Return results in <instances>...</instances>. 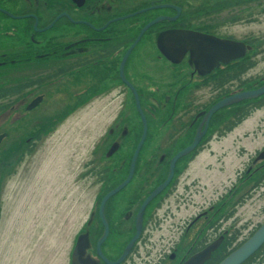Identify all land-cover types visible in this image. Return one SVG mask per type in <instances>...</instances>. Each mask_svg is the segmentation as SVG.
I'll return each mask as SVG.
<instances>
[{
  "label": "flooded vegetation",
  "instance_id": "obj_1",
  "mask_svg": "<svg viewBox=\"0 0 264 264\" xmlns=\"http://www.w3.org/2000/svg\"><path fill=\"white\" fill-rule=\"evenodd\" d=\"M1 1L5 2L7 0ZM8 1H14L13 3L16 4V0ZM17 1H21L25 9L16 8V10H13L14 8H11L12 10H9L2 3H0V9L8 10L19 17H30V21L33 23L31 26L33 31H35L36 24L33 17L38 19L39 30L49 26L54 19L62 14H67L77 22L88 23L95 26L96 29H99L111 20L132 15L151 6L166 7L133 18L132 20L135 21L132 23L130 20H127L110 25L109 28L114 27L115 31H119L116 32L115 40L120 36L122 37L120 32H123L115 28L119 27L117 26L118 24L122 27L127 22H130V24L140 22L137 30L139 32L143 25L148 24L158 17L175 19L178 16L176 20L165 21L152 29L155 32L152 35H156V40L151 41V46L158 47L157 42L158 45L160 44L159 49L162 55L159 53L160 58H158V61L163 60L166 65L171 67L172 74L170 76L165 75L161 80H154L152 77H142L141 81L144 80L147 82L144 86L138 84L139 81L134 79L138 92L142 96V107L145 105L148 106L146 109L143 108L147 117L148 134L144 148L137 161L132 182L122 192L113 197L106 207L105 215L109 225V235L105 242L102 243L100 249L104 257L110 262L115 263L120 260L127 246L137 234V219L141 206L154 191L167 181L173 159L179 153L192 146L198 135L200 138L196 149L177 161L171 182L146 208L142 219L140 236L127 257L120 264H185L198 252L202 251L204 247H207L214 240L220 239L222 234H215V238H213L212 231L218 229L220 225L229 220L228 214L222 215L220 218H215L218 221L214 229H205V231L210 233V236L201 238L204 229L203 227L199 229V234L197 230L199 221L203 219L210 227L212 226L214 218L210 217L209 214L210 211L214 210V205L209 207V211H203L200 214L195 213L193 217L185 219L181 225L179 224V227H176L174 238L167 239L160 237V244L158 243L159 248H157L156 243L154 244L151 241L149 232L154 228L159 230L161 221H166V219L175 220L177 213L182 210L188 211L191 207H195L196 190L194 188L196 187V182H189L191 177L188 169L196 161L201 151L214 142L222 144L233 138L235 132L253 114L264 109L263 96L256 100L244 101L230 107H225L217 111L211 119L205 121L208 113L224 100L245 92L254 91L264 85V73L258 75L252 74L264 62V38L246 35L235 39L232 36L219 35L218 33L224 29H229V25L235 27L242 24L253 25L258 23L256 17L261 14V11L264 12V0H152L150 3L141 2L144 0H124L133 1L135 4L131 9L125 8L119 9V11L117 7L122 3L117 4L116 0H84L85 2L82 7L75 4L73 0ZM100 1L103 3H99ZM106 1H108L107 6L103 7ZM92 2L99 4H97V7H94L91 5L93 4ZM174 8H180L181 13L178 15ZM52 10L57 14L49 24L42 26V17H48L49 11ZM149 14H155L153 15L155 18L153 20H149L148 18L140 20L143 16ZM229 16H232V18L226 20ZM66 23H69L68 19L64 18L54 28L58 27L59 24L64 25ZM80 25L88 30L87 34L92 37V41L70 44L56 41L54 42L56 50L54 52L49 50V52L44 54L48 56L53 53L60 54L64 52L67 55L73 52L69 50L75 46L74 49L79 50L77 59L72 63L67 62L58 67L51 74L43 76L42 80L38 79L29 84L30 86L35 85L38 89H51V86L54 85L53 83L58 80L61 81L70 76H75V79H78L77 84L73 86L75 88L74 90L77 91L75 95L72 94L75 96L73 97V101L70 104L62 105L57 111V114L66 110L68 106H74V109L76 106H88L93 101V98H98L100 96V82L102 80L111 81L120 75L119 67L117 71L114 68V63H117L115 58L121 50L126 47L128 50L133 44L132 42L126 47H119L123 43H117L113 37L108 38L106 35L102 37L92 36L91 33L99 35L103 32L97 33L86 24ZM197 34L205 35L209 39H216L218 42L221 41L222 44L234 43L237 47L243 45L246 52L245 56L242 59L231 62H225L224 58L217 60L216 56L223 53L228 47L214 46V42H208V45L203 44L197 39ZM144 44L143 39L133 51L126 65L127 67L131 63L135 68V72L141 76L146 75V72L141 74L139 72L140 66L138 67L132 61H136V57H138V53ZM34 46L38 47L36 43ZM226 50L228 52V49ZM38 52L43 51L40 50ZM189 52L191 57H184ZM135 53L136 55H134ZM59 58L64 59V62L68 59L67 56L57 57L56 55L54 58L48 56L44 61L36 58L32 62L34 64H43L46 62V66H48L53 65V61H60ZM133 58L135 59L132 60ZM1 62L6 63L4 61ZM118 64H120V61H118ZM135 72L130 74V78L133 79L132 75ZM154 84H158L159 87H153V91L145 87L146 85L150 86ZM124 87L131 94L134 102L133 109L137 113L133 93L125 85ZM68 91L69 87L66 85L55 94L58 93L61 96L63 93L68 94ZM146 91H151V94L147 98V101H143L142 98L145 96L144 93ZM146 95L148 97L149 94ZM19 97L18 95L2 98L0 100V111L5 106L11 111H16L21 105V100H18L20 99ZM10 98H12V102L6 103L10 101ZM151 99L156 101V104H152L153 106L147 104ZM16 101L17 106L15 107L14 102ZM47 101L56 106V109L60 106L56 104L59 103L56 101V97L51 99L47 93L35 96L29 106L33 107L32 112L37 111L43 108V104ZM72 103H75V105ZM123 112L119 113V116L116 118V120L119 118L120 121H117L116 124L111 123L109 130L101 137L103 138L102 144L108 146L107 151L113 145L118 147L119 145L128 143L138 144L142 138L144 127L139 115L136 116L137 120L132 118L133 121H126L127 118ZM55 115H52V117ZM45 122L47 128L48 126L50 128L53 126L55 119L51 118ZM14 129L19 134V128L14 127ZM41 130L42 127L36 128L35 135L31 136L27 141L28 147L25 148V151H28V154L26 153L27 156H32L36 152L38 141L41 137L39 133ZM238 140H241V138L238 139L237 137L235 139V141ZM153 145L156 146L151 153H144L146 148ZM95 153L93 152L91 157ZM260 157L261 159H259ZM21 158L22 154L19 141L9 136L5 138L0 144V191L7 183V180L13 176L20 164ZM132 158L133 156L125 163L123 170H121L122 174L117 177L114 183L121 181L120 184H122L127 179ZM86 169L87 174L84 173ZM97 170L96 162L92 159L82 166L81 175L82 177L85 175H88V177L94 175L99 177L101 174ZM257 171H260V177H263V180L258 185L257 182L256 184L254 182L250 195L246 196L244 201L250 198L252 193L264 186V148L249 161V164H247L244 170L240 169L238 171L235 184L237 185L244 180L247 174L251 176ZM182 182L184 186L181 192ZM120 184L109 186L107 189L112 191ZM235 189L237 190V188ZM125 192L127 194L124 200L121 202L115 201ZM165 205L167 210L160 217L159 212L163 211ZM174 209L175 212L173 211ZM94 214V217L90 216L84 222L81 231L78 233L76 243L70 255L71 263L72 253L75 248L77 250L76 256L79 264H106L99 256L97 248L99 241L104 235L105 228L98 213ZM1 217L2 206L0 201V223ZM174 220L173 224H176ZM200 238L202 240L198 244L197 241ZM154 251H156L155 255H153Z\"/></svg>",
  "mask_w": 264,
  "mask_h": 264
},
{
  "label": "rangeland",
  "instance_id": "obj_2",
  "mask_svg": "<svg viewBox=\"0 0 264 264\" xmlns=\"http://www.w3.org/2000/svg\"><path fill=\"white\" fill-rule=\"evenodd\" d=\"M120 1L116 0L117 4L122 3L117 7L118 11L125 8L131 9L135 4L133 1ZM151 1L144 0L141 2L150 3ZM13 2L7 0L0 3L4 4L9 10H12L11 8H14L13 10H16V8L25 9L21 1L16 0V4ZM92 3V6L97 7V4L103 2ZM107 4L108 1L104 3L103 7ZM56 14L52 10L49 11L48 17L44 18L43 16L42 26L49 24ZM153 15L143 16L140 20L147 18L153 20L155 18ZM74 17L76 18V16ZM231 18L232 16H229L226 20ZM256 20L258 23L253 25L242 24L235 27L229 25V29H224L218 33L219 35L232 36L235 39L246 35L264 38L263 11L260 15H257ZM0 21L2 26L6 28L11 27V25L24 28L27 27V24L31 26L33 24L28 20H9L2 17V15H0ZM139 25L140 22L127 23L125 26L116 27L118 30L125 31L126 34L115 41L117 43L122 42L132 34H138L140 32L137 31ZM87 31L82 25L66 23L64 25L59 24L58 27L47 33H49L48 37L55 38L57 42L70 44L91 40L92 37L88 36ZM154 33L151 31L144 38L143 48L140 49L136 61H132L138 67L140 66L139 72L141 74L146 72V75L141 76L136 73L131 63L126 67V77L134 86H136L134 79L139 81L138 84L144 86L147 82L141 81L142 77L161 80L165 75L170 76L172 74L171 67L166 65L163 60L158 61V58H160L159 53L162 55L159 49L160 44L158 45L157 42L158 47L151 46V41L156 40V35H152ZM23 48L22 43L0 45V57L21 51ZM74 48L75 46L69 50L73 52L66 55L68 59H65L67 61L64 62V59L59 58L60 61H53V65L46 66V62L43 64L25 62L17 66H12L9 62L0 63V84L10 87L20 84L29 86L24 89V95L19 97L18 100H21V105L16 111H11L6 106L0 111V134L8 133L11 138L17 139L22 154L19 166L0 191L2 206L0 264H71V251L82 225L90 216L94 217L98 201L101 200L106 189L114 184L125 163L133 155L136 144L128 143L119 145V150L109 156L108 146L102 144L103 138H101L109 130L111 123L116 124L117 121H120L119 118L116 120L119 113L125 112L123 114L127 118L126 121H131L132 118L137 120L136 112L133 109V98L123 85L109 82L108 91L100 94L98 98H93L88 106L76 107L75 109L74 106H68L66 110L58 114L57 111L61 106L70 104L73 97H75L72 94L77 93L73 88L78 80L75 79V76L54 82L52 88L49 87L51 89H38L35 85H28L32 81L42 80L43 76L51 74L65 63H72L76 60V57L79 56V50ZM126 51L127 47L120 51L115 60L117 62L122 61ZM62 54L60 53L58 56L63 57ZM184 57H191L190 52L186 53ZM114 65L116 67L117 63L115 62ZM133 72L135 74L132 75V79L130 74ZM262 73H264V62L252 74ZM66 85L69 87V95L66 93L61 96L58 93L55 94ZM157 86L159 87L158 84L150 85V88H157ZM46 93L51 99L56 97V101L59 102L56 104L60 106L56 109V106L47 101L43 104V108L28 112L27 107L33 98ZM11 99L6 103H11ZM17 101L14 102L15 107ZM153 103L156 104V101L151 99L147 104L153 106ZM72 104L75 105V103ZM143 108L146 109L148 106L145 105ZM52 115L55 116L52 117ZM51 118L55 119V122L52 127L49 128L48 126L47 128L45 121ZM14 127L19 128V134L14 131L16 130ZM38 127H42V130L39 132L41 137L36 152L32 156L26 154V156H23L25 142L35 135L34 132ZM45 128L47 129L45 130ZM237 137L241 140L235 141ZM155 146H149L144 153H151ZM263 148L264 109L253 114L235 132L233 138L222 144L214 142L201 151L196 161L188 169L191 177L189 182H196L194 188L196 190L195 207L177 213L175 220L166 219V221H161L159 230L155 228L152 231L150 230L151 241L157 244V248H159L160 237L174 238L175 229L179 227V224L181 225L185 219L193 217L195 213L206 212L211 205H214V210L210 211L209 216L214 218L213 222L216 221L215 218L232 209L235 210L233 218L212 231L213 238H215V234L239 231L241 233L240 240H243L255 228L263 224L264 186L252 193L245 202L241 201V205L238 203V198L244 193L247 194V190L252 188L253 182L258 181L260 171L251 176L247 174V179L245 178L237 185L235 184L238 171L240 169L244 170L249 161ZM93 152L96 153L91 157ZM92 159L96 162L97 172L109 171L105 183L101 180L102 175L99 177L95 175L82 177V166ZM84 173H88L87 169L84 170ZM183 186L184 183L182 182L181 192ZM126 194V192L122 193L115 201L121 202L125 199ZM166 210L165 205L163 211L159 212V216L161 217ZM173 211L175 212V209ZM173 220L176 224H173ZM202 227L204 230L201 238L210 236V233L205 231L206 228L208 230L215 228V226L210 227L204 219L198 223V234L199 229ZM201 238L198 239V244L201 242ZM75 253L77 254V252ZM155 254L156 251L153 252V255Z\"/></svg>",
  "mask_w": 264,
  "mask_h": 264
},
{
  "label": "water",
  "instance_id": "obj_3",
  "mask_svg": "<svg viewBox=\"0 0 264 264\" xmlns=\"http://www.w3.org/2000/svg\"><path fill=\"white\" fill-rule=\"evenodd\" d=\"M73 2L75 4H77L79 7H82L85 1L84 0H73ZM163 8H166V7H164V6H157L156 7L155 6V7L149 8L147 10H144L142 12H139L137 14H133V15H131L129 17L113 20V21L109 22L106 26H104L102 29H99V30L95 29V27H93L92 25H90L88 23L76 22L70 16H68L67 14L60 15L59 17H57L55 19V21L50 26H48L47 28H45L43 30H38V19L36 17H33V19L36 21L35 32H38V33H45L47 31H50L51 29H53L54 25L59 20H61L63 18H67L73 24H86L87 26L91 27L93 30H96V31L100 32V31H104L105 29H107L108 26L110 24L114 23V22L123 21V20L129 19L131 17H135L136 15H140V14L146 13L148 11H152V10H156V9H163ZM174 9H176L178 15L181 13V9H179V8H174ZM0 13H2L5 16L9 17L10 19H25V18H28V17H15L14 15H12L11 13H9L8 11H5V10H0ZM177 18H178V16H177ZM177 18L168 19V18H165V17H160V18L154 20L153 22L149 23L148 25H146L142 29V31L140 32V35L138 36V38L135 41V43L127 51V53L125 54V56H124V58H123V60L121 62V66H120L121 80L126 86H128L132 90V92H133V94L135 96L138 112H139V114H140V116L142 118L144 131H143L142 139H141V141H140V143H139V145H138V147H137V149L135 151V154L133 156V160H132V163H131V167H130V172H129L128 178L118 188H116L115 190H113L112 192L107 194L103 198V200H102V202L100 204V207H99V216H100L101 221H102V223L104 225L105 232H104L103 237L99 241L97 248H98L99 256L105 261L106 264H120V263H122L124 261V259L127 257V255L129 254L130 250L132 249V247L134 246L135 242L138 240V238L140 236L141 226H142V219H143V215H144V212H145L147 206L158 195H160L166 189V187L169 185V183L172 180V177H173V174H174V170H175V164L177 163V161L179 159L183 158L184 156L188 155L189 153L193 152L195 150V148L197 147L198 142H199L200 136L198 135L196 141L193 143L192 146H190L189 148H187L184 151H182L180 154H178L173 159V161L171 163L169 178L167 179V181L162 186H160L156 191H154L148 197V199L143 203V205L141 206V208L139 210L138 219H137V234H136V236L133 238V240L127 246V248H126L123 256L120 258V260H118L115 263H112V262L108 261L104 257V255L102 254L101 249H100L102 243L105 242V240L108 238V235H109V226H108V223H107L106 217H105V208H106V205H107L108 201L112 197L117 195L119 192H121L123 189H125L130 184V182L132 181L134 173H135V168H136V163H137V160H138V156H139V154L141 152V149H142V147L144 145V142H145L146 137H147V132H148V130H147V121H146V118H145V116H144V114L142 112V109H141L138 93L136 92V90L132 87V85L128 82V80L125 77V74H124L125 66H126V63H127L128 59H129L131 53L136 48V46L139 44V42L141 41V39L143 38V36L146 34V32L148 30H150L155 25L160 24V23H162L164 21H174ZM197 37H198L197 39H199L203 44H207L208 45V42L209 43L214 42L215 43V44L213 43L214 46H222V47H225V48L228 47V48H226V49H228V52L225 49V51L223 53H220L219 55L216 56L217 60H220V59L224 58L225 62H231V61H234V60L241 59L244 56V54H245L243 45H239L237 47V45L234 44V43H228V44L224 43V44H222V42H218V40H216V39H209L208 37H205V36H202V35H197ZM261 96H264V87H262L259 90L253 91V92H248V93L240 94V95H237L235 97L229 98V99L223 101L222 103L218 104L216 107H214L211 110V112L207 115V117L205 118V121H208L209 119H211V117L214 115V113H216L217 111H219L220 109H222V108H224L226 106H231L233 104H236V103H239V102H243V101H246V100L257 99V98H259ZM28 109L31 110L32 108L29 107ZM6 136L7 135L0 136V144H1V142L3 141V139ZM220 244H221L220 241L213 243L208 248H206L202 252H200L197 255H195L193 258H191L185 264H205L208 260H210L212 254L219 248ZM263 246H264V224L259 228V230L244 245H242L238 250H236L234 253H232L221 264H244L253 255H255ZM72 264H79L76 254H74L73 257H72Z\"/></svg>",
  "mask_w": 264,
  "mask_h": 264
},
{
  "label": "trees",
  "instance_id": "obj_4",
  "mask_svg": "<svg viewBox=\"0 0 264 264\" xmlns=\"http://www.w3.org/2000/svg\"><path fill=\"white\" fill-rule=\"evenodd\" d=\"M2 17L6 18L5 16H2ZM28 21H30V20H28ZM1 23L2 22L0 21V45L6 44V43H13V44L14 43H18V44L22 43L24 45V48L21 51L14 52V53H11V54L3 57V59H0V61H4L6 63L9 62L12 66H17L18 64L25 63V62L31 63L36 58H39V60L44 61L45 58L48 56L59 55V54L53 53V54L48 55V56H46V55L43 56V54L49 52V50H51L53 52L56 50V48H55L56 46L54 44L56 39L55 38L51 39V37H48L49 33L37 34L32 30L31 25H29V24H27V27H24V28H21L19 26H11V27L6 28V27H2ZM116 32H119V31H115L114 27H111L107 31L103 32L102 34H99V35L96 33H91V34H92V36H96V37H100V36L102 37V36L106 35V36H108V38L113 37V39L115 40V37L117 35ZM120 33L122 36L124 34H126L125 31L120 32ZM110 34H112V35H110ZM119 38H122V37L120 36ZM119 38H117V39H119ZM134 39H135V35L132 34L131 36H129V38L122 41L121 43H123V44L119 45V47L128 46L130 43H132V41H134ZM35 43L38 47L34 46ZM40 50H42L43 52H38ZM39 56H41V57H39ZM117 67H118V65L116 67L114 66V68H116V69H117ZM109 82L119 83L122 85L118 76H116V78L112 79L111 81H103L102 80L100 82V88H99L100 94H103L106 91H108ZM27 87H29V86H27L25 84L16 85L14 87L4 86V85L0 84V100L2 98L14 97V96H18V95L20 97H22L25 93L24 89ZM25 146L28 147L27 141L25 142ZM135 148H136V145H135ZM135 148H134V150H135ZM27 152L28 151L26 150L24 154H26ZM108 173H109L108 170H105L103 173H100L102 175L101 180L103 182L108 179ZM120 174H122V172H120ZM262 180H263V177H260V180L257 181V185ZM120 182L121 181H118L117 183H114L111 186L120 184ZM109 191H110L109 189H106V192L104 193V195ZM104 195H102V197ZM232 210H234V209H232ZM232 210L229 211V215H232ZM234 211H233V213H234ZM257 228L250 233L249 237L254 234V232L257 230ZM240 237H241V233L239 231L229 233L225 237V240H224L223 244L221 245V247L217 250L216 253L213 254L211 260H209L206 264H220L231 253H233L238 248H240L249 238L248 237V238H245L243 240H240ZM262 262L264 263V246L255 256H253L245 264H258V263H262Z\"/></svg>",
  "mask_w": 264,
  "mask_h": 264
}]
</instances>
